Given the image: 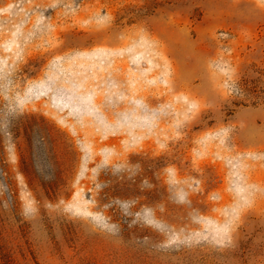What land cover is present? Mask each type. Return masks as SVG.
I'll return each instance as SVG.
<instances>
[{
	"label": "rangeland",
	"instance_id": "rangeland-1",
	"mask_svg": "<svg viewBox=\"0 0 264 264\" xmlns=\"http://www.w3.org/2000/svg\"><path fill=\"white\" fill-rule=\"evenodd\" d=\"M0 264H264V0H0Z\"/></svg>",
	"mask_w": 264,
	"mask_h": 264
}]
</instances>
